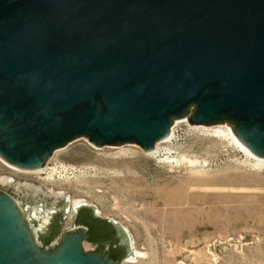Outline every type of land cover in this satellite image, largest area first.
<instances>
[{
	"label": "water",
	"instance_id": "1",
	"mask_svg": "<svg viewBox=\"0 0 264 264\" xmlns=\"http://www.w3.org/2000/svg\"><path fill=\"white\" fill-rule=\"evenodd\" d=\"M192 106L191 124L226 122L264 158V0H0L8 164L38 169L78 137L148 152ZM3 213L0 264H17ZM81 262L74 250L55 264Z\"/></svg>",
	"mask_w": 264,
	"mask_h": 264
},
{
	"label": "rangeland",
	"instance_id": "2",
	"mask_svg": "<svg viewBox=\"0 0 264 264\" xmlns=\"http://www.w3.org/2000/svg\"><path fill=\"white\" fill-rule=\"evenodd\" d=\"M194 110L172 121L155 154L78 137L36 171L0 157V190L28 206L38 228L66 195L92 204L142 253L123 264H264V165L216 133L226 122L191 124Z\"/></svg>",
	"mask_w": 264,
	"mask_h": 264
},
{
	"label": "flooded vegetation",
	"instance_id": "3",
	"mask_svg": "<svg viewBox=\"0 0 264 264\" xmlns=\"http://www.w3.org/2000/svg\"><path fill=\"white\" fill-rule=\"evenodd\" d=\"M8 198L14 202L13 207L8 204ZM49 199L53 198L49 196ZM61 202L46 213L41 233L36 226L35 213H30L27 205L0 190V210L5 213V222L9 223L12 234L4 237L13 248L10 258L17 260V264H39L38 261L43 260L55 264L70 252L79 250L81 264H123L132 249L121 224L102 217L87 203L72 207L74 201L68 204V196ZM42 210L41 204L40 212ZM4 232L9 234L8 229Z\"/></svg>",
	"mask_w": 264,
	"mask_h": 264
},
{
	"label": "bare ground",
	"instance_id": "4",
	"mask_svg": "<svg viewBox=\"0 0 264 264\" xmlns=\"http://www.w3.org/2000/svg\"><path fill=\"white\" fill-rule=\"evenodd\" d=\"M218 127V126H217ZM216 127V128H217ZM215 128V127H213ZM204 129H206L204 127ZM208 130V129H207ZM210 130V129H209ZM216 130V129H215ZM216 132V131H215ZM219 133V135L222 136H227V138H231L233 140V142L237 145V147L239 149H241L242 151L245 152V154H247L250 158H252L257 164H261L264 165V158L262 157H257L256 155H254L242 142L239 141V139L234 135V133L232 132L231 128H228V130L226 131H221L220 129L216 132ZM149 154H155L157 153V150H152L151 152H148ZM196 163V162H195ZM190 164H193V162L191 161ZM12 167V166H11ZM15 167V166H14ZM39 169V168H38ZM36 170V169H35ZM183 200L182 198H178L177 202L180 203V201ZM186 200V199H185ZM191 202L190 199H187L186 202ZM184 202V201H183Z\"/></svg>",
	"mask_w": 264,
	"mask_h": 264
}]
</instances>
